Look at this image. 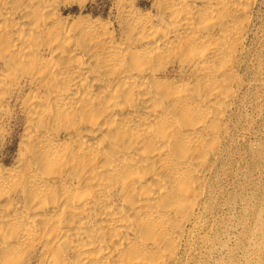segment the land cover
<instances>
[{"label": "bare ground", "instance_id": "6f19581e", "mask_svg": "<svg viewBox=\"0 0 264 264\" xmlns=\"http://www.w3.org/2000/svg\"><path fill=\"white\" fill-rule=\"evenodd\" d=\"M93 1L0 0V264H174L207 244L256 0Z\"/></svg>", "mask_w": 264, "mask_h": 264}, {"label": "rangeland", "instance_id": "374dc122", "mask_svg": "<svg viewBox=\"0 0 264 264\" xmlns=\"http://www.w3.org/2000/svg\"><path fill=\"white\" fill-rule=\"evenodd\" d=\"M149 3V0H141ZM112 0L88 4L108 12ZM76 9V6H74ZM241 69L243 86L234 105L233 132L216 171L209 176L208 196L197 227L207 237L183 246L174 264H264V0H256ZM4 154L11 159L22 123L11 122Z\"/></svg>", "mask_w": 264, "mask_h": 264}]
</instances>
